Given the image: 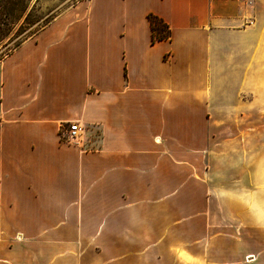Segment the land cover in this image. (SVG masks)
<instances>
[{
    "label": "crops",
    "instance_id": "crops-1",
    "mask_svg": "<svg viewBox=\"0 0 264 264\" xmlns=\"http://www.w3.org/2000/svg\"><path fill=\"white\" fill-rule=\"evenodd\" d=\"M0 264H264V0H79L1 57Z\"/></svg>",
    "mask_w": 264,
    "mask_h": 264
},
{
    "label": "rangeland",
    "instance_id": "rangeland-1",
    "mask_svg": "<svg viewBox=\"0 0 264 264\" xmlns=\"http://www.w3.org/2000/svg\"><path fill=\"white\" fill-rule=\"evenodd\" d=\"M73 0H0V58L72 5Z\"/></svg>",
    "mask_w": 264,
    "mask_h": 264
},
{
    "label": "trees",
    "instance_id": "trees-1",
    "mask_svg": "<svg viewBox=\"0 0 264 264\" xmlns=\"http://www.w3.org/2000/svg\"><path fill=\"white\" fill-rule=\"evenodd\" d=\"M77 1L79 0H73L72 4L76 3ZM147 18L150 23L152 43H155L159 40L168 39L170 37V28L162 18L151 13L147 15Z\"/></svg>",
    "mask_w": 264,
    "mask_h": 264
},
{
    "label": "built area",
    "instance_id": "built-area-1",
    "mask_svg": "<svg viewBox=\"0 0 264 264\" xmlns=\"http://www.w3.org/2000/svg\"><path fill=\"white\" fill-rule=\"evenodd\" d=\"M79 134V128L75 123H69L61 128V141L66 143L74 142Z\"/></svg>",
    "mask_w": 264,
    "mask_h": 264
}]
</instances>
